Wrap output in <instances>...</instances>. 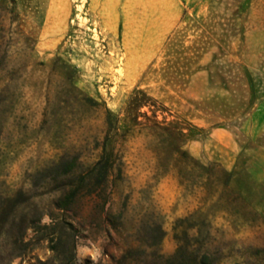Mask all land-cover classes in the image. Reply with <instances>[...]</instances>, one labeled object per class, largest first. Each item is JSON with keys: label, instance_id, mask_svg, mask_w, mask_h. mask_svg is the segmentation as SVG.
I'll use <instances>...</instances> for the list:
<instances>
[{"label": "rangeland", "instance_id": "1", "mask_svg": "<svg viewBox=\"0 0 264 264\" xmlns=\"http://www.w3.org/2000/svg\"><path fill=\"white\" fill-rule=\"evenodd\" d=\"M0 264H264V0H0Z\"/></svg>", "mask_w": 264, "mask_h": 264}, {"label": "trees", "instance_id": "2", "mask_svg": "<svg viewBox=\"0 0 264 264\" xmlns=\"http://www.w3.org/2000/svg\"><path fill=\"white\" fill-rule=\"evenodd\" d=\"M99 164V163H98ZM97 166V165H96ZM49 170H52V171H56L57 174H58V177H74V176H77L79 178H81L82 181L86 182L87 180L89 179H92L94 176H97V177H101V179L106 182L109 180L110 176L112 175L113 173V170L112 168L110 167H105V168H97V167H94V169H88V170H81L77 173V170L76 169H71V170H62L60 168V165L59 163H54L52 164L51 166H46L42 169V172H48ZM119 174L118 175H121L122 174V169L119 168ZM79 193L76 191L73 193V196L71 197L72 200H76L77 197H79ZM61 208L63 209H68L67 206H61ZM35 213H37L32 220H30L27 216L28 215H24V217L21 219L22 221V224H23V234L21 235V238H20V244H23L25 246H28L31 242V240H28L26 241V235H27V231L32 228L35 232H36V235L34 236L35 237H39V231L37 229V221L40 220L41 216H42V213H41V216H40V212H39V216H38V210L35 208L34 209ZM37 211V212H36ZM68 213V214H67ZM81 215L79 216V214H75V212H65L64 215H63V219H61V221H55V217H54V220L52 221V223H50L49 225H47L45 228H57V227H61L64 228L66 231H68L69 233L72 234V231L74 229H76L75 227V223L74 221L80 219ZM53 218V217H52ZM109 234H111L110 232H108ZM73 236V246L76 245V242L77 240L74 238V234L72 235ZM48 239V238H47ZM49 240L51 242L54 241L53 238H49ZM51 246V245H50ZM53 247V246H51ZM22 254H19L20 256H24L26 254V252H20ZM14 257V256H13Z\"/></svg>", "mask_w": 264, "mask_h": 264}]
</instances>
